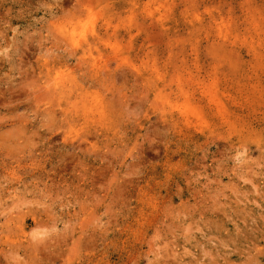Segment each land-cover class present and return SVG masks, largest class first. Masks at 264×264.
I'll list each match as a JSON object with an SVG mask.
<instances>
[{
  "label": "rangeland",
  "instance_id": "1",
  "mask_svg": "<svg viewBox=\"0 0 264 264\" xmlns=\"http://www.w3.org/2000/svg\"><path fill=\"white\" fill-rule=\"evenodd\" d=\"M0 264H264V0H0Z\"/></svg>",
  "mask_w": 264,
  "mask_h": 264
}]
</instances>
